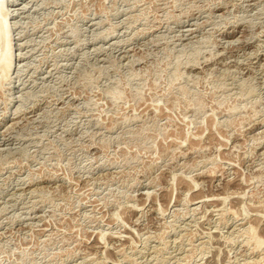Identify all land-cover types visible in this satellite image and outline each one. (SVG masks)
Segmentation results:
<instances>
[{"label":"rangeland","instance_id":"obj_1","mask_svg":"<svg viewBox=\"0 0 264 264\" xmlns=\"http://www.w3.org/2000/svg\"><path fill=\"white\" fill-rule=\"evenodd\" d=\"M2 1L0 264H264V0Z\"/></svg>","mask_w":264,"mask_h":264},{"label":"bare ground","instance_id":"obj_2","mask_svg":"<svg viewBox=\"0 0 264 264\" xmlns=\"http://www.w3.org/2000/svg\"><path fill=\"white\" fill-rule=\"evenodd\" d=\"M5 3V2H4ZM4 3L0 0V16L2 17L0 20V77L8 76V71L11 67L12 57H11V45H10V37L8 31V21H7V12L4 10ZM7 6V5H6ZM260 240V239H259ZM257 244H263L262 240L258 241Z\"/></svg>","mask_w":264,"mask_h":264}]
</instances>
